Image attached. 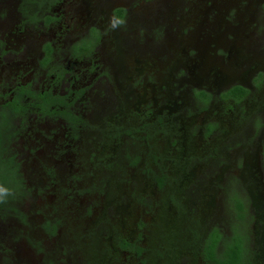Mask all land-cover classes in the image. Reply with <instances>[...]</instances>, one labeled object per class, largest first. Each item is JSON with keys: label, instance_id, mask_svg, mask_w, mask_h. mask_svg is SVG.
<instances>
[{"label": "flooded vegetation", "instance_id": "1", "mask_svg": "<svg viewBox=\"0 0 264 264\" xmlns=\"http://www.w3.org/2000/svg\"><path fill=\"white\" fill-rule=\"evenodd\" d=\"M16 2L23 22L44 32L30 40L16 33L21 39L8 41L15 49L0 39V109L7 118L20 117L24 127L31 114L67 121L58 147L74 154L76 138L68 131L86 125L74 108L87 111L89 89V96L101 99V143L114 152L119 146L123 162L110 164L114 153L95 151L86 155L80 174L136 170L151 186L141 181L132 190L146 208L141 214L151 215L150 227L140 221L130 229L122 216L110 218L98 231L72 233L65 244L54 241L56 247L29 230L27 242L41 248L35 261L98 264L95 253L103 264H119L131 253L128 264H135L133 256L138 264H264V0ZM147 3L152 11L145 14ZM63 4L68 6L60 12ZM103 109L113 110L105 122ZM0 158L7 173L0 184L14 188L0 204L1 216L14 212L16 200L30 191L16 157L4 151ZM45 175L43 188L30 194L63 192L64 202L73 197L72 206L82 191L79 181L61 185L54 170ZM167 205L176 215L169 225L163 221ZM47 219L42 228L57 236L64 217ZM14 235L0 238V264H30L4 241Z\"/></svg>", "mask_w": 264, "mask_h": 264}, {"label": "rangeland", "instance_id": "2", "mask_svg": "<svg viewBox=\"0 0 264 264\" xmlns=\"http://www.w3.org/2000/svg\"><path fill=\"white\" fill-rule=\"evenodd\" d=\"M0 2L2 6L0 9V39L3 40L6 47L15 49L13 42L10 46L8 45V41H12L11 38L20 40L22 35L23 40H30L35 35L40 36L39 32H44L41 27H38L39 25H33L32 22H23L24 15L16 0L15 2L14 0H0ZM65 6L67 7L68 5L63 4V7L59 11L66 10ZM170 9L171 6H169L168 10ZM141 11L148 14L152 11V8L147 3L141 8ZM15 28H18V30ZM16 33H20L21 35H16ZM28 46L29 44H26V50H28ZM31 49L34 50L35 47L33 46ZM99 52L102 53L100 48L98 49ZM108 55L109 52L107 50L104 59H107ZM13 69L14 66L10 65L7 70L12 71ZM29 69L34 68L31 67ZM85 88H89V84L85 85ZM85 102L88 103L87 111L81 112L79 109L74 108V112L77 113V117L81 118L86 125L80 129L78 128L77 131H68L71 134L70 139L76 138L71 140L79 150V152L74 151V154L70 149L59 151L58 145L63 143L61 135H63L64 129L68 125V122H64L62 118L58 116H42L35 119L34 115L31 114L27 117L26 127L19 124L18 119L20 117L15 116V120L12 121L16 134L12 136L14 137L13 141L6 143L5 151L6 154L15 156L19 162L21 178L25 185L29 187L30 193L35 186L41 187L40 190L43 188L42 184L48 180V177L45 175V170L47 169L54 170L56 184L67 185L70 179H73L74 183L75 179H77L79 186L82 188L81 193L78 196L76 195L77 197L73 201L72 206L69 205L71 204L69 202L73 199V197H70L71 195L64 202L65 194L63 192L51 191L42 193L40 191L41 193H38L37 196L29 193L26 197L16 200L14 212H8L6 215L0 216V238L6 239L10 235L15 234L10 240L4 241H10L8 247L13 256H18L19 259H24L25 261L27 259L30 264H38L35 258L39 256L40 251L38 249L41 248L35 249L33 240L28 239L29 243L27 242L25 232L29 230L35 232L37 236L42 237L45 242L49 241V244L56 247L57 244L54 245V241H58L59 244H65L68 243L69 236L72 233L78 236L85 229L89 228L92 231H98V227L109 222L110 218L118 220L122 216V220L125 219L130 229L132 224L134 226L140 221H142L143 229L150 227L149 217L151 215L149 213L141 214L143 208L145 210L146 208L141 205L139 198H132L133 194L134 196L136 195V192L132 191L133 184L137 186V182L141 183L142 181L145 186L151 187L150 183L147 179H144L141 173L129 169H124L123 172H115L95 168L93 169L94 172L89 170L88 173L80 174L82 169H87V163L85 161L86 166L84 167L83 161L86 159V155H90L91 157L95 151H108L104 157H107L109 153H114L110 164L117 160L123 162L119 146L115 148L114 152L113 147L109 146V144L101 143L103 141L102 136L96 127V125L101 123L102 109L100 97L95 94L89 96L88 89L85 94ZM89 103L92 106L91 109H89ZM103 111L107 115L102 122L110 120L113 110L103 109ZM49 133L51 134L47 135ZM89 169H92V167L89 166ZM3 179H0V181H3ZM10 189L13 190L14 188ZM139 189L142 190L141 187ZM137 199L139 200L136 202ZM68 206L72 208V211L69 210ZM92 206L94 207L90 211ZM48 207L56 210L45 214L43 210L48 209ZM64 208H67V212H64ZM165 208L163 221L167 225L174 223L176 216L174 208L169 205ZM48 215L50 217L53 216V218L55 216L64 217V221H62L63 227L61 230L59 229L60 231L57 236L47 235L45 229L42 228L47 221H50L47 219ZM135 219L137 220L135 221ZM223 227L227 231L224 221ZM133 229L136 233L137 227L135 226ZM91 234L89 235L93 238ZM93 240L98 242V239L93 238ZM20 241L26 243L18 244ZM93 244L89 242V251L87 252L91 255L93 253L90 249H92ZM94 256L98 264L104 263L100 254L96 255L94 253ZM129 257H132L131 253H124L120 257V261L118 260L119 264H128ZM134 258L136 257L133 256L132 260L135 261V264H138L139 260H135Z\"/></svg>", "mask_w": 264, "mask_h": 264}, {"label": "trees", "instance_id": "3", "mask_svg": "<svg viewBox=\"0 0 264 264\" xmlns=\"http://www.w3.org/2000/svg\"><path fill=\"white\" fill-rule=\"evenodd\" d=\"M19 108H20V110H22L21 107H19ZM15 110L18 111V107H15ZM3 111L4 110L0 109V155H2V152L5 151L6 143L8 142V140L13 135L10 133H11V130L14 128L12 121H13L14 116H15L13 114L14 113V111H13V113H12L13 115L10 118H7V114H5ZM2 161L3 160L0 158V179L4 178V174H6V175H5V178L3 179V181H0V182H2L4 184L6 182L7 173H6V170L4 168H2V166H3Z\"/></svg>", "mask_w": 264, "mask_h": 264}, {"label": "clouds", "instance_id": "4", "mask_svg": "<svg viewBox=\"0 0 264 264\" xmlns=\"http://www.w3.org/2000/svg\"><path fill=\"white\" fill-rule=\"evenodd\" d=\"M124 20H119V24H123ZM116 26V23H113V27ZM14 193L12 190L8 187H5L4 185L0 184V204H6L8 202V199L10 196H13Z\"/></svg>", "mask_w": 264, "mask_h": 264}]
</instances>
